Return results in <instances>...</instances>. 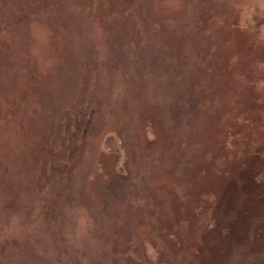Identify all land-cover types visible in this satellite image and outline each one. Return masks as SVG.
I'll list each match as a JSON object with an SVG mask.
<instances>
[{
  "label": "rangeland",
  "instance_id": "rangeland-1",
  "mask_svg": "<svg viewBox=\"0 0 264 264\" xmlns=\"http://www.w3.org/2000/svg\"><path fill=\"white\" fill-rule=\"evenodd\" d=\"M0 264H264V0H0Z\"/></svg>",
  "mask_w": 264,
  "mask_h": 264
}]
</instances>
